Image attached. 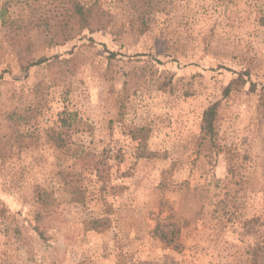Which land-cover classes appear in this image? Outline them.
<instances>
[{
	"label": "rangeland",
	"instance_id": "rangeland-1",
	"mask_svg": "<svg viewBox=\"0 0 264 264\" xmlns=\"http://www.w3.org/2000/svg\"><path fill=\"white\" fill-rule=\"evenodd\" d=\"M79 1L66 42L0 26V264H264V0Z\"/></svg>",
	"mask_w": 264,
	"mask_h": 264
},
{
	"label": "trees",
	"instance_id": "trees-1",
	"mask_svg": "<svg viewBox=\"0 0 264 264\" xmlns=\"http://www.w3.org/2000/svg\"><path fill=\"white\" fill-rule=\"evenodd\" d=\"M13 8L19 12L20 16L11 18L10 14ZM147 10L151 11L152 5L148 6ZM104 15L105 13L97 4L85 6L79 0H0V26L8 29L11 33H16L18 38L23 40L30 32L39 31L49 36L50 42H53L55 37H58L61 42H66L80 36L85 29L93 32L94 23L100 22L99 19ZM145 15L143 14L142 17ZM141 24L146 26L144 21ZM216 117L217 103L209 106L203 112L200 125L202 140L208 139L209 142H214ZM142 132L144 129L133 132L132 137L137 139L136 133ZM57 138L62 143V139L58 136ZM57 143L56 147H61V144ZM147 155L144 154L143 157ZM52 201L50 193L43 189H37L35 203L40 209L36 214L38 220L51 216L50 203ZM102 222V219H95L88 222L87 225L90 230H95ZM154 234L166 245L178 247L176 238L178 230L173 224L157 226ZM38 235L42 239L44 238L42 232Z\"/></svg>",
	"mask_w": 264,
	"mask_h": 264
}]
</instances>
